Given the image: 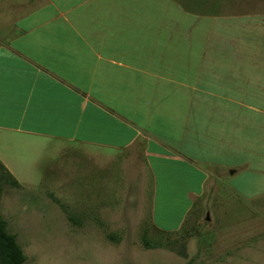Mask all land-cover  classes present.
Instances as JSON below:
<instances>
[{
	"label": "crops",
	"instance_id": "0c3cea01",
	"mask_svg": "<svg viewBox=\"0 0 264 264\" xmlns=\"http://www.w3.org/2000/svg\"><path fill=\"white\" fill-rule=\"evenodd\" d=\"M243 2L0 0V161L17 177L37 143L106 165L139 144L150 201L162 186L187 202L177 228L152 220L166 231L213 168L264 198V7Z\"/></svg>",
	"mask_w": 264,
	"mask_h": 264
},
{
	"label": "rangeland",
	"instance_id": "374dc122",
	"mask_svg": "<svg viewBox=\"0 0 264 264\" xmlns=\"http://www.w3.org/2000/svg\"><path fill=\"white\" fill-rule=\"evenodd\" d=\"M243 1L264 7V0H234ZM19 157L20 186H3L0 218L25 264H264V198L234 193L226 169H211L180 228L162 231L152 220L177 228L187 202L162 186L150 201L141 145L107 165L62 142L24 147Z\"/></svg>",
	"mask_w": 264,
	"mask_h": 264
},
{
	"label": "trees",
	"instance_id": "16d2710c",
	"mask_svg": "<svg viewBox=\"0 0 264 264\" xmlns=\"http://www.w3.org/2000/svg\"><path fill=\"white\" fill-rule=\"evenodd\" d=\"M4 185L20 186L17 179L0 161V198ZM25 260V254L15 235L8 231L6 220L0 218V264H25ZM186 264H193V262L188 261Z\"/></svg>",
	"mask_w": 264,
	"mask_h": 264
},
{
	"label": "water",
	"instance_id": "95a60500",
	"mask_svg": "<svg viewBox=\"0 0 264 264\" xmlns=\"http://www.w3.org/2000/svg\"><path fill=\"white\" fill-rule=\"evenodd\" d=\"M206 219H209V216H208V214L206 215Z\"/></svg>",
	"mask_w": 264,
	"mask_h": 264
}]
</instances>
